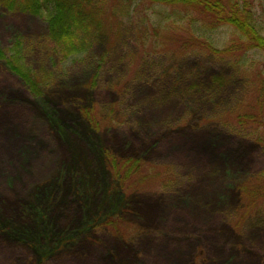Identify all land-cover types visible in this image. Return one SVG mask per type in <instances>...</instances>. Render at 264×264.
<instances>
[{
	"label": "rangeland",
	"instance_id": "1",
	"mask_svg": "<svg viewBox=\"0 0 264 264\" xmlns=\"http://www.w3.org/2000/svg\"><path fill=\"white\" fill-rule=\"evenodd\" d=\"M254 11L264 26V0ZM16 41L22 64L55 81L34 97L0 60V264H264V208L246 211L235 190L264 174V149L214 119L240 100L236 68L171 40L159 42L176 56L145 55L132 28L60 63L45 18L0 5V54ZM219 75L227 84L211 87ZM82 110L105 123L92 131ZM104 150L139 162L125 187Z\"/></svg>",
	"mask_w": 264,
	"mask_h": 264
},
{
	"label": "trees",
	"instance_id": "2",
	"mask_svg": "<svg viewBox=\"0 0 264 264\" xmlns=\"http://www.w3.org/2000/svg\"><path fill=\"white\" fill-rule=\"evenodd\" d=\"M256 0H3L1 7L36 18H45L46 32L53 52L60 63L75 60L87 55L94 45L104 40L106 49L116 42L126 28L136 34L139 49L143 54L162 53L176 56L163 40H171L179 53L208 57L239 71L243 79V91L235 108L230 109L225 122L215 118V124L252 139L264 149V26L255 14ZM167 23V24H166ZM168 27H170L169 30ZM226 29L231 31L222 43L215 32ZM169 32V33H168ZM158 51V52H157ZM2 52V51H0ZM32 93L42 97L44 86L54 83V76L46 72L42 76L22 64L21 45L16 41L9 49L8 58L0 54V60ZM96 76L91 86H95ZM227 81L213 76L211 87H224ZM213 85V86H212ZM83 120L92 131L102 126L106 120L99 121L90 110L80 111ZM214 121V120H212ZM108 122V121H107ZM105 169L112 172L118 183L122 179L125 187L139 169V162L124 161L121 166L108 150L101 151ZM122 167H126L123 174ZM123 171V170H122ZM110 174V173H109ZM121 176V178H119ZM264 174L249 178L235 190L251 214L264 208ZM35 218L30 210L24 212ZM32 215V216H31ZM42 220V218L38 217ZM89 222L84 229H89ZM34 227V226H33ZM45 234L49 235L48 232ZM42 228L34 230L36 245H45L47 236ZM31 235V234H30ZM56 239V236L53 235ZM67 240L62 243H66Z\"/></svg>",
	"mask_w": 264,
	"mask_h": 264
}]
</instances>
